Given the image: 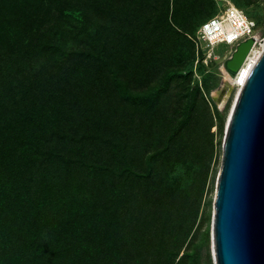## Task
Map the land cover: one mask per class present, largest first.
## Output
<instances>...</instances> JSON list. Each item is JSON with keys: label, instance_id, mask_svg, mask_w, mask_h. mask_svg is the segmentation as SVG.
Instances as JSON below:
<instances>
[{"label": "rangeland", "instance_id": "obj_1", "mask_svg": "<svg viewBox=\"0 0 264 264\" xmlns=\"http://www.w3.org/2000/svg\"><path fill=\"white\" fill-rule=\"evenodd\" d=\"M37 1L45 10L23 34L36 0H0V264L88 260L61 248L107 227L124 243L120 264H215L214 198L239 90L217 105L233 51L202 62L198 30L230 2L263 43L264 0ZM113 211L136 219L121 229Z\"/></svg>", "mask_w": 264, "mask_h": 264}, {"label": "water", "instance_id": "obj_2", "mask_svg": "<svg viewBox=\"0 0 264 264\" xmlns=\"http://www.w3.org/2000/svg\"><path fill=\"white\" fill-rule=\"evenodd\" d=\"M255 43L240 42L225 60L230 75ZM211 236L215 264H264V49L228 117Z\"/></svg>", "mask_w": 264, "mask_h": 264}, {"label": "trees", "instance_id": "obj_3", "mask_svg": "<svg viewBox=\"0 0 264 264\" xmlns=\"http://www.w3.org/2000/svg\"><path fill=\"white\" fill-rule=\"evenodd\" d=\"M38 10L43 11L45 10V7L37 0L35 4H31L28 7L23 9L22 14L20 16L21 19L18 21V22H20L21 20L25 21L24 23H21L19 27L23 34L25 33L28 34L30 31L31 25H33V23L37 21V17L39 15ZM7 23L8 22L6 20L0 19V34H2V32L4 31L5 25ZM113 79H114L115 86H117L119 89L124 90L125 95L126 94L129 95L122 81L117 77L116 74H113ZM169 81H170V78L168 79L167 84H169ZM133 97H136V95H133ZM8 127L9 125L5 124V128H8ZM0 173L2 174V172ZM32 182L33 180L30 179L29 183H32ZM57 190H60V189H57ZM1 192H3L2 193L3 196L5 195L9 196L10 194L11 195L15 194V193H10V191L7 189H1ZM120 217L121 215L116 214V211L110 212L108 214V218L110 219L109 221H113L114 218L119 219ZM134 219H136L134 215L133 216L124 215V220L119 219L122 221L121 229H123V227L126 226L125 225L126 221H131V220L134 221ZM127 228H128V225L127 227L124 228L126 233H127ZM114 229H116V227ZM91 237L94 238L91 244H87L86 246H66L61 249H65V252L67 253L74 251L76 253H79L80 256L82 254H85L86 256L87 255L90 256V258H87L88 260H84V261L78 258L75 264H120L121 254H122L121 252H122V247H123L122 244L124 245V243H121L119 241V238L121 236L116 234L115 230H113L112 228L108 229L107 227V230L93 234L91 235Z\"/></svg>", "mask_w": 264, "mask_h": 264}, {"label": "built area", "instance_id": "obj_4", "mask_svg": "<svg viewBox=\"0 0 264 264\" xmlns=\"http://www.w3.org/2000/svg\"><path fill=\"white\" fill-rule=\"evenodd\" d=\"M256 27L257 23L253 19L228 2L222 11L200 25L198 39L204 43V52H206L201 61L207 63V59L212 61L220 58L217 48L222 45L234 51L240 42L251 37L256 38ZM257 44L260 46L259 42L255 43V46ZM197 57L199 58V55Z\"/></svg>", "mask_w": 264, "mask_h": 264}, {"label": "bare ground", "instance_id": "obj_5", "mask_svg": "<svg viewBox=\"0 0 264 264\" xmlns=\"http://www.w3.org/2000/svg\"><path fill=\"white\" fill-rule=\"evenodd\" d=\"M254 39L256 43L259 42L257 37H254ZM262 42L263 43H260V48H257V46L255 45V47L253 46V48L251 49L252 51H250V54L248 55L246 61L241 66L236 75H230L229 72L225 69L224 65L222 66L224 81L218 89L212 91V96L219 107H223L225 105L226 101L234 91L235 85L237 86L238 90H240L244 85L252 67L254 66L264 49V40Z\"/></svg>", "mask_w": 264, "mask_h": 264}]
</instances>
